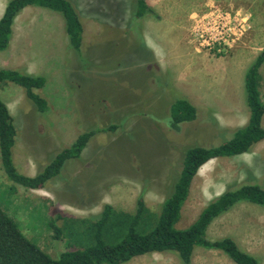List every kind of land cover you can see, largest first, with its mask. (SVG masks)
I'll return each mask as SVG.
<instances>
[{"label":"rangeland","instance_id":"rangeland-1","mask_svg":"<svg viewBox=\"0 0 264 264\" xmlns=\"http://www.w3.org/2000/svg\"><path fill=\"white\" fill-rule=\"evenodd\" d=\"M7 1L0 0V7ZM70 1L84 27L81 56L71 48L64 18L43 7L22 11L10 47L0 53V69L43 76L46 86L37 93L51 104L41 114L23 88L0 86L18 132L13 158L20 173L36 176L85 131L119 126L96 134L81 158L69 160L40 190L11 182L0 155V206L53 258L85 242L77 236V219L96 216L105 205L134 212L143 196L159 213L186 148L216 146L221 134L247 124L245 74L264 50V0H146L152 12L140 18L136 0ZM215 9L229 13L239 34L231 49L201 47L189 26L192 13L202 17ZM260 74L264 102V64ZM179 99L193 103L198 119L176 131L169 126L170 107ZM252 179L264 185V141L251 153L205 164L177 227H189L210 201ZM224 237L264 264V208L241 203L218 218L208 238ZM127 264L183 263L176 253L164 252ZM193 264L235 263L222 251L197 248Z\"/></svg>","mask_w":264,"mask_h":264},{"label":"trees","instance_id":"trees-1","mask_svg":"<svg viewBox=\"0 0 264 264\" xmlns=\"http://www.w3.org/2000/svg\"><path fill=\"white\" fill-rule=\"evenodd\" d=\"M29 7H43L60 14L65 21L71 48L81 56L84 27L70 0H10L0 20V52L10 47L15 20ZM134 10L137 18L152 12L146 0H136ZM139 43L144 47V43ZM263 64L264 50L245 74L244 89L249 110L247 124L221 134L216 146L195 145L186 148L183 167L159 213L148 208L143 196L138 198L134 212L119 211L111 205H105L100 214L88 219H77L74 225L77 226V236L85 242L80 240L77 248L74 247L76 249L53 258L33 244L19 224L0 206V264H127L140 256L164 252L176 253L183 264H193L197 248L222 251L235 264H261L258 257L241 250L231 237L217 240L208 238L210 226L238 204L249 203L264 208V185L255 179L230 187L214 198L189 227L179 229L177 223L193 180L205 164L217 158L251 153L255 146L264 141V102L260 92V68ZM6 83L23 88L27 99L39 113L50 111L49 99L37 93L46 86L47 81L43 76L1 68L0 86ZM170 108L169 126L176 131L181 125L198 119V109L188 100L179 99ZM118 128V125L113 124L85 131L71 147L60 151L36 176L30 177L20 173L15 164L13 148L18 132L9 107L0 98V155L3 169L14 184L26 189H43L48 181L61 175L69 160L81 158L96 134L115 132ZM60 231L58 229L57 233Z\"/></svg>","mask_w":264,"mask_h":264},{"label":"built area","instance_id":"built-area-1","mask_svg":"<svg viewBox=\"0 0 264 264\" xmlns=\"http://www.w3.org/2000/svg\"><path fill=\"white\" fill-rule=\"evenodd\" d=\"M235 18V17H234ZM194 25L192 32L194 37H198V43L201 47L209 50L215 48L231 49L236 41L240 40L236 27H233L229 13L220 12L217 9L212 10L202 17H192ZM219 51H223L219 49Z\"/></svg>","mask_w":264,"mask_h":264},{"label":"crops","instance_id":"crops-1","mask_svg":"<svg viewBox=\"0 0 264 264\" xmlns=\"http://www.w3.org/2000/svg\"><path fill=\"white\" fill-rule=\"evenodd\" d=\"M10 1V0H9ZM9 1H7L6 2V4L4 5V6H2V7H0V20L2 19V17H3V15H4V12H5V8H6V5L8 4V2ZM192 17H193V13H192V15L190 16V22H189V26H191V27H193V25H194V22H193V19H192ZM18 18V17H17ZM17 20V19H16ZM16 20H15V22H16ZM169 26H172L171 24L169 25ZM14 27V26H13ZM175 32V31H174ZM171 34H170V37H171V39H172V41L174 40V38L175 37H173L174 36V33H172V32H170ZM168 34L169 33H164V34H162V33H160V35H157V37H159L160 38V40H157L156 42H161V41H164L163 39H162V35L163 36H167L168 37ZM171 41V42H172ZM158 48H160L159 49V52H161V55H162V58H164V55H163V53H162V49H161V47L159 46ZM183 48V49H182ZM181 49L184 51L185 50V48H184V46L183 47H181ZM190 52V51H189ZM1 53V52H0ZM191 53V52H190ZM154 54H156V50H154ZM162 60H166V57H165V59H162Z\"/></svg>","mask_w":264,"mask_h":264}]
</instances>
